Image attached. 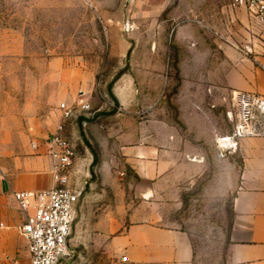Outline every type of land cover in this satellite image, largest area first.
I'll use <instances>...</instances> for the list:
<instances>
[{
	"label": "rangeland",
	"instance_id": "obj_1",
	"mask_svg": "<svg viewBox=\"0 0 264 264\" xmlns=\"http://www.w3.org/2000/svg\"><path fill=\"white\" fill-rule=\"evenodd\" d=\"M164 1L161 5L156 0H0V131L4 126L16 130L31 123L43 124L54 114L72 109L62 99L66 78L86 81L83 90L76 92L87 93L90 111L103 121L104 115H113L120 108L110 86L127 77L133 79L138 100L145 104L136 108L149 110L137 120L155 119L157 108L164 107L167 120L180 126L185 135L189 156L193 147L200 154L217 156L215 139L230 133L236 121L233 90L228 89L225 103L205 102L200 97L212 90L224 92L220 88L227 77H241L234 69L238 60H250L253 68L261 70L252 60L258 56L244 53L237 35H245L237 30L236 19L232 27L225 21L227 12L236 11L231 0ZM189 3L192 29L179 36L176 25ZM255 28L259 44L264 46V33L258 24ZM180 93L190 97L186 116L178 108ZM117 125L112 123V127ZM80 138L83 154L87 150L97 157L95 165L91 159V167L86 166L85 172L91 175L87 179L84 172L77 178L71 173L72 183L84 190L83 199L88 197L87 213L112 212L122 201L137 210L155 205L163 225L189 233L196 264H226L233 210L232 196H222L228 180L221 159H210L212 170L200 179L189 180L190 168L186 167L168 181L154 180L153 193L143 198L136 194L140 181L128 167H122L124 176H95L102 151L88 145L82 127ZM107 172H112L111 167ZM92 226L85 221L80 227L75 257L66 264L119 261L108 254L107 245L98 242L102 234Z\"/></svg>",
	"mask_w": 264,
	"mask_h": 264
},
{
	"label": "crops",
	"instance_id": "obj_2",
	"mask_svg": "<svg viewBox=\"0 0 264 264\" xmlns=\"http://www.w3.org/2000/svg\"><path fill=\"white\" fill-rule=\"evenodd\" d=\"M149 1L153 3L154 0ZM156 2L162 5L165 1ZM183 2L186 3V0H179V3ZM235 9L233 14L227 12L226 23L232 27L231 22L234 24L236 19L237 30L245 35V38L237 35L238 42L245 49L244 53L248 55L251 52L264 63V46L259 44L257 38L259 30L255 28L256 21L250 18L245 9L237 6ZM160 10H165L164 6ZM181 11L180 14H184L180 16L175 31L179 32V36H185L192 29V6L189 3L188 8ZM129 25L126 31L130 30ZM160 33L157 31V34ZM250 64V60H238L234 69L242 76L233 80L227 77L224 87L220 88L224 92L212 90L201 96V100L225 103L229 88L233 90V95L243 92L264 96V73ZM77 80L70 82L66 78L62 89V99L73 107L70 119L64 120L63 114L59 116L56 113L43 124L31 123L27 127L18 126L16 130L4 126L0 131V264L30 262L28 243L20 233L25 214L20 210L14 193H41L54 187L53 160L50 155L52 147L48 142L60 125L64 126L65 139L74 148L71 173L73 171L75 178L83 172L85 179L91 176L85 169L87 164L91 167V159H94L93 154H87V150L84 154L80 150L79 144L83 145L80 138L82 127L88 145H96L102 151L98 156L101 165L94 172L95 176L101 173L105 176L103 179L117 173L124 176L122 167H128L141 183L136 194L143 198L153 193L154 180L160 183L168 181L175 177L180 168L187 170L186 167L190 168L187 172L189 180L200 179L206 176L207 170L211 172L210 159H221L228 180L222 196H232L233 210L226 264H264V138L243 140L236 152L221 157L216 146L217 137V156L200 154L195 147L192 148V156H189L190 146L185 135L180 126L167 120L168 114L164 107L157 108L155 119L137 120L149 110L136 108L145 104L141 99L138 100L133 79L124 77L114 84L112 95L120 108L113 115H104L103 121H99L96 113L81 109L82 103H88L87 93L76 91L83 90L86 81ZM188 95L180 93L178 97L182 116H186L184 112L191 106ZM193 114L197 115L198 111L193 110ZM114 121L118 123L116 127H112ZM81 159H86V162ZM80 165L84 166L83 170ZM108 167H111L112 172H107ZM88 202V197H85L79 206L80 221L70 240L73 256L76 249L74 242L81 240L78 236L80 227L85 221H90L92 227L102 234L98 242L107 245L110 249L108 254L119 259L124 257L126 264H196V253L189 233L163 225L162 216L155 205L137 210L122 201L114 205L113 213L106 210L87 213ZM116 264L121 263L118 261Z\"/></svg>",
	"mask_w": 264,
	"mask_h": 264
},
{
	"label": "built area",
	"instance_id": "obj_3",
	"mask_svg": "<svg viewBox=\"0 0 264 264\" xmlns=\"http://www.w3.org/2000/svg\"><path fill=\"white\" fill-rule=\"evenodd\" d=\"M231 1L233 5L245 9L264 33V0ZM252 60L264 73V63L256 56ZM232 100L236 111L234 128L229 135L216 139L221 157L236 152L243 140L264 138V96L238 92L234 93ZM81 109L86 112L91 110L87 102L82 103ZM72 115V109L65 110L64 120ZM63 131L64 126L60 125L48 142L52 147L50 155L54 187L41 193H14L20 210L25 214L20 233L28 243L29 264H66L74 259L70 240L77 224L84 190L71 181L75 152ZM119 261L121 264L127 263L124 257Z\"/></svg>",
	"mask_w": 264,
	"mask_h": 264
},
{
	"label": "trees",
	"instance_id": "obj_4",
	"mask_svg": "<svg viewBox=\"0 0 264 264\" xmlns=\"http://www.w3.org/2000/svg\"><path fill=\"white\" fill-rule=\"evenodd\" d=\"M116 81H117V79L114 80V82L112 83V85H111L110 88H109V92H110V94H111V90H112V88H113V85L116 83ZM96 163H97V157L94 156V165H95Z\"/></svg>",
	"mask_w": 264,
	"mask_h": 264
},
{
	"label": "water",
	"instance_id": "obj_5",
	"mask_svg": "<svg viewBox=\"0 0 264 264\" xmlns=\"http://www.w3.org/2000/svg\"><path fill=\"white\" fill-rule=\"evenodd\" d=\"M140 185H141V183H140Z\"/></svg>",
	"mask_w": 264,
	"mask_h": 264
}]
</instances>
